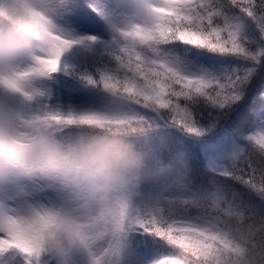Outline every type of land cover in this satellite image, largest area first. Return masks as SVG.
<instances>
[{
  "label": "snow or ice",
  "instance_id": "snow-or-ice-1",
  "mask_svg": "<svg viewBox=\"0 0 264 264\" xmlns=\"http://www.w3.org/2000/svg\"><path fill=\"white\" fill-rule=\"evenodd\" d=\"M66 2L60 0L61 9ZM82 20L87 23L88 17ZM47 35L46 54L13 76L0 77V87L33 101L44 95L31 86L34 80L59 72L67 50L97 40L75 38L60 28ZM174 42L232 54L251 66L223 78L186 75L164 51ZM110 52L113 62L85 79L109 95L131 99L133 107L119 116L105 111L0 115V177L6 169L27 168L42 145L71 126L135 130L149 123L138 110H166L177 123L196 130L195 105L205 102L223 109L239 101L255 69L264 64V0H140L126 25L113 28ZM247 139L241 164L228 175L258 200L242 192L218 191L143 206L126 203L101 218H87L36 202L49 195L39 189L30 197L33 203H26L29 197L15 190L17 179H0L12 181L0 196V264H68L73 250L84 252L87 264H121L130 233L155 236L169 246L167 254L148 264H233L249 245L264 247V128ZM135 247L143 260L149 243L141 239Z\"/></svg>",
  "mask_w": 264,
  "mask_h": 264
},
{
  "label": "trees",
  "instance_id": "trees-1",
  "mask_svg": "<svg viewBox=\"0 0 264 264\" xmlns=\"http://www.w3.org/2000/svg\"><path fill=\"white\" fill-rule=\"evenodd\" d=\"M87 1L89 0H67L65 8L73 18H83L86 15L90 20L94 13L87 5ZM127 1L103 0L109 5ZM128 2L131 3L132 0ZM110 49L111 47L82 44L63 54L60 71L49 78L72 96V102L64 114L69 111L76 114L104 111L110 95L102 88L90 85L85 76L95 75L113 62ZM164 51L178 61L177 67L186 75L223 78L233 71L246 70L251 66L249 61L241 57L213 52L186 43H171L165 46ZM205 59L210 63L207 64ZM84 103L91 108L83 105ZM138 111L149 120L138 138V147L149 161H154L163 170L160 180L142 183L149 190L153 185L158 187L174 185L179 189V194L170 198H191L218 191L224 193L236 191L242 192L247 198L258 200L255 193L228 173L241 164L240 155L249 147L248 135L258 128H264V64L255 69L244 86L239 101L223 109L205 102L195 105L196 130L177 123L172 113L166 110ZM90 131L87 126H71L58 133L56 139L66 144ZM205 150L218 152L214 168L206 162ZM151 201L145 199L140 202V206L150 204ZM141 239L149 243V250L158 251L162 255L170 251L164 240L148 234L130 233L126 241L136 249V242Z\"/></svg>",
  "mask_w": 264,
  "mask_h": 264
},
{
  "label": "clouds",
  "instance_id": "clouds-1",
  "mask_svg": "<svg viewBox=\"0 0 264 264\" xmlns=\"http://www.w3.org/2000/svg\"><path fill=\"white\" fill-rule=\"evenodd\" d=\"M60 9V0H0V77H11L46 54L47 33L59 28ZM131 107V99L110 95L104 111L119 116ZM143 129L105 125L91 128L70 143L50 141L27 168L6 169L0 179L58 184L75 204L74 210H66L69 214L101 218L132 204L142 183L163 176V170L138 147ZM233 264H264V247L249 245L245 256Z\"/></svg>",
  "mask_w": 264,
  "mask_h": 264
},
{
  "label": "rangeland",
  "instance_id": "rangeland-1",
  "mask_svg": "<svg viewBox=\"0 0 264 264\" xmlns=\"http://www.w3.org/2000/svg\"><path fill=\"white\" fill-rule=\"evenodd\" d=\"M129 1V0H128ZM114 3V5L105 4L103 0H89L87 5L94 13L90 16V20L84 23L82 18H73L68 14L64 7L59 10L58 27L66 34L72 35L75 38L96 36L97 40L82 43L84 45H94L99 47H111L114 27H124L128 18L132 16L140 0H132L129 2ZM94 17V18H92ZM78 44V45H82ZM77 46V45H76ZM75 47V46H74ZM209 64V60L205 59ZM196 69H200L196 67ZM222 70V69H221ZM32 87L44 93L33 101L27 100L22 95L12 92L6 88L0 87V115H15L20 117H32L40 114L42 111L65 112L69 108V103L72 102V96L66 93V90L58 86V83L50 80L49 76L38 78L31 84ZM83 105L91 108L86 103ZM264 127V120H263ZM205 160L214 168L216 165L217 151L213 153L205 150ZM12 181H0V196L8 189V185ZM35 189H39L43 193H48L46 199H40L38 203H53L65 210L72 211L75 208L74 202L69 195L58 185L51 182L40 181L39 179H17L15 190L26 199V203H33L30 197ZM179 194V189L174 185L158 187L153 185L149 190L144 184H141L137 190V195L133 198L132 205L140 206L143 200H152L155 202L159 199L175 197ZM162 254L155 250H148L143 254V260L138 258L135 248L125 241V247L122 253L121 264H148V261L157 260ZM68 264H87V256L80 250H73L68 257Z\"/></svg>",
  "mask_w": 264,
  "mask_h": 264
}]
</instances>
